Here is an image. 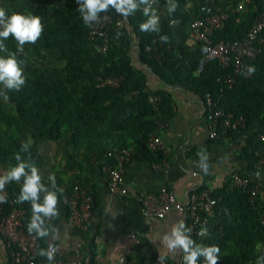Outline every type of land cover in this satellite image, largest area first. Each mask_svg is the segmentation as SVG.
Wrapping results in <instances>:
<instances>
[{
	"label": "trees",
	"instance_id": "16d2710c",
	"mask_svg": "<svg viewBox=\"0 0 264 264\" xmlns=\"http://www.w3.org/2000/svg\"><path fill=\"white\" fill-rule=\"evenodd\" d=\"M10 1L37 6L48 0ZM56 1L62 2V5L36 15L40 16L44 26L41 37L35 44L26 43L24 52L18 55L19 59L26 61L23 65L25 85L19 92H9V102L0 98V168L4 172L16 164V153H20L25 160L30 158L40 167L44 162L40 139L67 143L78 162L114 164L113 159L107 158L108 152L130 149V146L150 155V137L158 134V123L170 118L172 108L165 93L149 90L146 75L132 64L130 58L119 53L122 47L136 44L143 65L164 82L182 85L204 98L208 94L216 98L222 96L220 106L245 119V130L226 134L238 138L244 132L253 131L246 141L243 156L249 169L258 173L255 168L257 153L264 148L263 143L258 141V137L264 135V42L254 45L260 49L254 60L244 61L245 67H255V73L247 77L242 74L229 87L218 79L231 74L232 65L223 67L218 61H211L196 74L204 62L202 49L206 46L197 43L195 52H191L176 40L171 26L165 21L159 34L140 31L139 25L146 19L142 10L129 16L123 28L111 29L114 33L109 52L95 55L90 46L98 47L100 42L90 43L88 25L76 10V0ZM238 1L208 0L215 12L228 15L223 27L213 33V43L245 39L264 11V0H247L248 9L239 12L236 11ZM225 2L230 4L229 8L224 7ZM49 13L51 16L47 17ZM100 14L122 17L111 8L107 13ZM161 35L169 37L168 43L159 39ZM4 43L10 51H16L14 37L10 35ZM148 47H151L150 51H147ZM48 51L57 52L65 65L40 67L33 64L34 59L46 62ZM4 55L0 52V56ZM106 78H118L120 85L116 88L100 87L99 80ZM152 93L162 97L159 112L149 102ZM30 140L29 150L22 152V142ZM262 175L256 180L245 173L239 175L251 179V185L260 187L254 202L242 188L232 187V181L224 188L212 191L217 205L211 215L217 224L204 239L196 236L192 239L198 244L219 246L217 264H264V227L260 219L264 208V172ZM42 182L45 183L44 180ZM21 185L22 181L5 185L8 194L5 208L7 212L15 208L26 211L23 222L27 231L29 212L22 203L16 202ZM73 188L70 187L66 195H70ZM203 190L206 188L197 192ZM37 240L38 251L41 249V238ZM45 259L36 256V261ZM198 263L203 264L201 257Z\"/></svg>",
	"mask_w": 264,
	"mask_h": 264
},
{
	"label": "crops",
	"instance_id": "0c3cea01",
	"mask_svg": "<svg viewBox=\"0 0 264 264\" xmlns=\"http://www.w3.org/2000/svg\"><path fill=\"white\" fill-rule=\"evenodd\" d=\"M175 2L178 8L171 15L166 11L167 4L157 2L153 6L160 15L159 27L164 21L169 24L170 20H178L177 25L171 26L174 37L185 48L195 52L196 43L192 39L190 23L201 15V8L208 0ZM238 2L243 3L244 11L248 9L249 2ZM61 5L62 2L56 0H48L37 6L22 1L0 3V7L5 8L8 15L12 12L42 15ZM224 7L229 8L230 4L225 2ZM50 16L51 13L47 15ZM90 48L95 55L99 53L96 46ZM49 53L58 55L57 52L48 51L47 54ZM119 53L130 58L132 64L146 75L149 90L163 91L171 103L172 115L167 120L168 126L159 133L167 153L151 151L147 155L130 146L132 158L124 175L127 194L115 195L108 189L102 163L78 162L73 158L67 143L40 139L39 147L44 162L38 169L42 180L49 184V175H54L57 186L64 189L59 194L60 217L48 221L58 229V236L55 239L52 236L41 239V249L47 250L51 243L54 247H60L65 256L81 253L87 262H92L93 259V262L104 264H119L122 256H126L123 264H158L161 254L165 255L166 264H182V254L173 257L163 248L160 238L178 220H184L188 226L187 214L173 210L163 219H148L143 215L140 196L158 193L167 188L176 194L179 201L186 203L190 194L196 193L200 188L220 190L230 181L233 184L234 177L240 174L245 173L255 180L261 179L263 175L258 177L253 173L243 156L246 141L253 131L244 132L238 138H233V134H222L218 139L212 140L209 135L206 100L202 95L179 84H168L150 72L143 65L136 44L129 48L122 47ZM59 62L64 64L61 59ZM29 142L32 143L31 140ZM201 149H205L209 156L207 173L197 166V152ZM72 186L84 189L92 199L91 216L80 229L70 226L69 211L62 200ZM22 204L28 210L30 219L31 204ZM216 224L213 215L207 216L204 223V227H207L206 236ZM0 264H11L9 248L2 237Z\"/></svg>",
	"mask_w": 264,
	"mask_h": 264
},
{
	"label": "built area",
	"instance_id": "2783aa9c",
	"mask_svg": "<svg viewBox=\"0 0 264 264\" xmlns=\"http://www.w3.org/2000/svg\"><path fill=\"white\" fill-rule=\"evenodd\" d=\"M10 0H1L8 2ZM247 1V0H246ZM157 2L170 4L174 0H155ZM153 5V6H154ZM243 3L238 4V12L243 11ZM99 23L88 25V39L90 43H99L97 47L100 53H108L111 45V35L114 32L110 30L123 28L126 24L124 17H118L111 14H100ZM226 13H218L213 10L208 2L201 8V15L190 23L191 35L194 42L203 43L207 51H204V62L197 73L199 74L203 68L211 61H218L223 67L232 65V73L218 79L220 83L232 87L239 76L245 72V60H254L259 54L260 49L254 45L258 42H264V11L257 18L253 28L247 37L241 41L225 42L221 41L213 43V33L222 28L227 20ZM151 47L147 48L150 51ZM118 78H106L99 80L100 87L116 88L120 85ZM222 96L213 97L208 94L205 98L207 108V119L209 124V135L212 140L218 139L222 134L230 131H242L246 129V121L240 116L227 112L220 106ZM162 97L157 93H152L149 102L155 111H160V102ZM168 126L167 120H161L158 123V134H152L148 143L150 150L154 152L167 153L162 143L159 133ZM258 141L264 145V135L258 137ZM258 163L255 168L258 170L257 176L261 177L264 172V148L263 151L257 153ZM107 158L114 160V164L109 162L102 163V169L107 176L108 189L111 194L126 195L127 190L124 187V175L127 165L132 158V151L123 149L120 151H110ZM252 180L243 178L239 175L233 179V187L242 188L250 197V201L254 202L260 187L251 185ZM8 198L7 192L2 193ZM69 211V224L74 229H80L85 226L89 220L92 210V199L88 193L75 186L70 195H64L62 198ZM143 215L148 219H163L171 211L176 210L183 212L188 216V227L192 229L191 237H197L200 240L206 237L201 235V229L204 227L207 216L213 213L217 205V200L212 196L211 190H203L190 194L186 203L178 200L176 194L168 190L162 189L158 193H145L139 198ZM26 211L23 208H15L10 212L6 211L5 203L0 204V237H2L10 254L11 264H48L47 258L43 261H36L37 253V237L29 234L24 228V218ZM261 224L264 227V208L260 214ZM135 238V236H133ZM57 249L52 264H104L102 262H87L81 253L65 256L60 247ZM126 256H122L119 264H123ZM203 257L201 261L203 263ZM158 264H166L165 260L158 261Z\"/></svg>",
	"mask_w": 264,
	"mask_h": 264
},
{
	"label": "clouds",
	"instance_id": "9594fccd",
	"mask_svg": "<svg viewBox=\"0 0 264 264\" xmlns=\"http://www.w3.org/2000/svg\"><path fill=\"white\" fill-rule=\"evenodd\" d=\"M76 3L78 4L76 10L86 25L99 23L100 13H107L110 8L125 19L138 10H142L146 19L140 23V31L157 34L160 32V15L153 7L155 0H76ZM177 8L178 4L174 0L173 3L167 4L166 11L171 15ZM178 23L179 21L175 19L169 21L170 26H175ZM43 30L44 26L40 16L24 15L17 12L8 15L6 9L0 7V52L5 53L4 56H0V98L4 102H9V92H19L25 85L26 77L23 65L26 61L19 59L18 55L24 52L26 43L35 44ZM10 35L17 42L14 52L10 51L4 43ZM159 39L164 43L169 41L167 35H161ZM202 51H207V49L203 48ZM255 71V67L249 65L242 74L247 77L254 74ZM29 147L30 142H22L21 151L27 152ZM197 156L199 157L197 166L207 173L209 169L207 151L201 149L197 152ZM15 161L14 166L10 167L5 174L0 175V204L7 202L6 196L2 194L5 185L13 181L16 183L22 181L16 202H30L31 204L32 215L27 224V232L35 234V237L41 239L49 236H52L53 239L57 238L58 229L48 221L60 217L59 194H62L64 189L57 186L55 176L51 174L48 177L49 184L43 183L35 161L30 158L25 160L20 153H16ZM191 232L192 229L185 224L184 220H178L171 226L170 231L163 234L160 243L173 257L182 254V264H197L200 257L204 258L203 264H217L220 253L219 246L198 244L192 239ZM206 233L207 227H202L200 234ZM56 251L57 249L49 243L47 250L39 249L36 255L46 257L48 264H52ZM164 258V254L159 255V261H163Z\"/></svg>",
	"mask_w": 264,
	"mask_h": 264
},
{
	"label": "rangeland",
	"instance_id": "374dc122",
	"mask_svg": "<svg viewBox=\"0 0 264 264\" xmlns=\"http://www.w3.org/2000/svg\"><path fill=\"white\" fill-rule=\"evenodd\" d=\"M59 58V55L55 54V53H49L48 55V60L46 62H41L37 59L33 60V64L36 66H40V67H60L63 66L64 64H62ZM5 174V172L0 168V175Z\"/></svg>",
	"mask_w": 264,
	"mask_h": 264
}]
</instances>
